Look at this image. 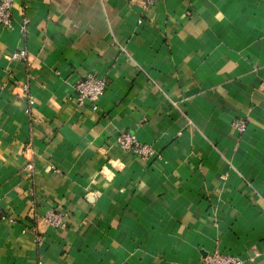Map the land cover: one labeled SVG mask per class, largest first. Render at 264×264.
I'll list each match as a JSON object with an SVG mask.
<instances>
[{"label": "crops", "instance_id": "obj_1", "mask_svg": "<svg viewBox=\"0 0 264 264\" xmlns=\"http://www.w3.org/2000/svg\"><path fill=\"white\" fill-rule=\"evenodd\" d=\"M12 19L0 264H201L215 248L264 264V0H13ZM88 73L107 81L96 110L74 88Z\"/></svg>", "mask_w": 264, "mask_h": 264}, {"label": "built area", "instance_id": "obj_2", "mask_svg": "<svg viewBox=\"0 0 264 264\" xmlns=\"http://www.w3.org/2000/svg\"><path fill=\"white\" fill-rule=\"evenodd\" d=\"M157 1L158 0H138V3L143 11H148ZM12 6L13 0H0V25L4 28H13ZM29 23L30 19L27 16H23L20 19L18 28L22 36L26 35ZM10 58L25 59L26 51L21 49L17 52H13ZM74 88L78 102L83 103L87 100L90 102L91 108L96 110L97 102L107 88V81L103 77L97 76L93 73H88L82 79L78 80ZM260 88L264 92V81L260 83ZM23 89L26 90L27 86H24ZM232 126L241 133L246 129V122L244 119L237 118L232 121ZM114 141L121 149L131 151L140 158H148L154 154V150L151 145L139 142L131 132L119 133L115 137ZM28 167H30V165ZM65 217L66 214L61 210L52 209L45 213L42 219L47 225L53 228H64L66 226ZM0 219H6L10 223L15 222V219L11 215L2 216L1 209ZM29 229L34 233V239L36 241H40L41 236L36 233V226L31 225ZM242 263L243 260L241 258L225 253L218 248L206 253L201 260V264Z\"/></svg>", "mask_w": 264, "mask_h": 264}]
</instances>
